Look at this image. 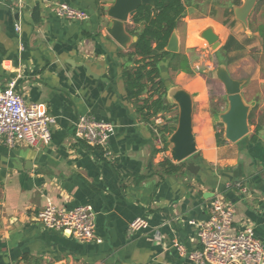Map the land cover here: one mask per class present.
I'll list each match as a JSON object with an SVG mask.
<instances>
[{"label": "crops", "instance_id": "0c3cea01", "mask_svg": "<svg viewBox=\"0 0 264 264\" xmlns=\"http://www.w3.org/2000/svg\"><path fill=\"white\" fill-rule=\"evenodd\" d=\"M113 1L26 0L19 11L14 0H0V87L13 81L26 104L55 118L49 141L35 147L9 146L0 136V264H192L177 245L198 247L197 227L219 193L234 207V226L250 225L264 245V1L241 19L245 0H182L176 54L187 57L193 74L175 70L168 51L158 67L173 108L176 89L192 99L196 174L162 173L159 163L170 155L156 143L154 118L143 120L122 78L134 41L122 47L106 31ZM60 3L88 18L57 16ZM131 17L124 26L132 38ZM207 28L218 37L215 49L201 36ZM218 66L241 83L248 107V132L234 142L224 136L228 101ZM209 81L219 88L216 96ZM170 112L157 116L174 130L177 115ZM80 114L113 124L108 155L73 137ZM169 135L160 133L163 142ZM49 202L91 205L96 240L44 227L37 213ZM137 217L149 225L129 234Z\"/></svg>", "mask_w": 264, "mask_h": 264}, {"label": "built area", "instance_id": "2783aa9c", "mask_svg": "<svg viewBox=\"0 0 264 264\" xmlns=\"http://www.w3.org/2000/svg\"><path fill=\"white\" fill-rule=\"evenodd\" d=\"M25 2L14 0L19 11ZM55 13L67 20L84 21L88 18L86 11L65 3L57 4ZM16 28L19 29V24ZM153 121L156 143L162 147L163 141L158 131L162 119L157 116ZM54 122L55 118L41 105L25 103L22 95L15 90L13 81L0 87V136L7 145L35 147L48 142L50 127ZM113 129L109 121L80 114L73 123V137L88 146L100 148L104 155H108ZM234 213L232 203L225 200L222 194H216L210 205L209 218L197 227L198 247L186 250L179 244V254L192 264H264L263 243L255 237L250 225L240 229L234 226ZM94 214L92 206L88 204L67 208L49 202L38 211L37 217L44 227L87 242L96 240ZM148 225L147 219L137 217L130 221L128 233L146 229Z\"/></svg>", "mask_w": 264, "mask_h": 264}, {"label": "trees", "instance_id": "16d2710c", "mask_svg": "<svg viewBox=\"0 0 264 264\" xmlns=\"http://www.w3.org/2000/svg\"><path fill=\"white\" fill-rule=\"evenodd\" d=\"M184 11L182 0H154L153 6L142 5L131 17L136 27L130 32L136 34L137 38L131 45L132 50L124 55L129 64L123 65L122 78L128 98L133 100L137 112L145 121L170 112L174 106L165 99L166 86L160 77L158 64L168 54L165 47ZM174 59L175 70L193 74L185 55L174 53L170 61ZM144 94L146 96L141 97ZM171 119L176 120V116ZM158 131L162 135L171 133L173 126L170 119L160 125ZM216 137L217 143L222 140L221 133L217 132ZM159 166L164 174L185 168L184 162L173 163L169 158H165Z\"/></svg>", "mask_w": 264, "mask_h": 264}, {"label": "water", "instance_id": "95a60500", "mask_svg": "<svg viewBox=\"0 0 264 264\" xmlns=\"http://www.w3.org/2000/svg\"><path fill=\"white\" fill-rule=\"evenodd\" d=\"M255 2L256 0H245L243 7L238 10V13L243 14L241 19L246 18ZM142 5L153 6L154 0H114L107 9L106 15L110 21L106 31L120 46L126 47L131 40H136L137 37L131 38L125 31L124 23L128 20V16L135 14ZM201 36L213 49L218 46V37L211 28L204 30ZM165 49L169 53L178 51L174 31L171 33ZM215 76L223 83L228 101V109L221 117V121L225 125L224 136L229 141L234 142L248 132V107L243 103L240 96L241 83L239 81L231 79L221 66L217 67ZM167 92L166 86V95ZM170 99L178 109L177 120L174 130L163 142V146L168 151L172 161L185 162V169L191 174H196L199 167L194 164L197 154L191 126L192 99L190 95L180 89H176L170 95Z\"/></svg>", "mask_w": 264, "mask_h": 264}, {"label": "rangeland", "instance_id": "374dc122", "mask_svg": "<svg viewBox=\"0 0 264 264\" xmlns=\"http://www.w3.org/2000/svg\"><path fill=\"white\" fill-rule=\"evenodd\" d=\"M205 68V66H203V69ZM202 72V71H201ZM210 82V81H209ZM217 86L215 84H212L211 82L209 83V92L211 96H216L217 92H218ZM172 111L170 112V115H177L178 113V109L177 107H174L171 109Z\"/></svg>", "mask_w": 264, "mask_h": 264}]
</instances>
